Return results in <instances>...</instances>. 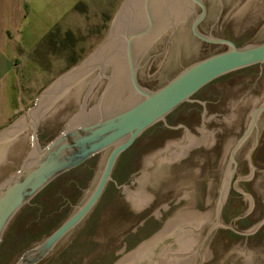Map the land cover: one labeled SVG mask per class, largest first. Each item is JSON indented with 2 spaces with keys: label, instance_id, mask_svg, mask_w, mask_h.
I'll list each match as a JSON object with an SVG mask.
<instances>
[{
  "label": "water",
  "instance_id": "95a60500",
  "mask_svg": "<svg viewBox=\"0 0 264 264\" xmlns=\"http://www.w3.org/2000/svg\"><path fill=\"white\" fill-rule=\"evenodd\" d=\"M190 17L197 38L226 48L192 63L157 89L143 86L138 69L166 51L172 35ZM261 63L264 0H124L93 52L41 93L37 105L28 111L31 124L23 114L0 129V245L15 216L55 179L96 154L99 176L71 216L15 263H1L0 249V264H47L57 257L101 200L120 155L147 129L166 120L183 103L196 101L192 97L215 79ZM257 99L242 92L225 113L209 119L204 114L198 132L167 139L146 154L136 182L140 187L164 177L191 148L226 128L246 127L231 150L212 208L173 215L159 232L115 264H202L199 246L217 226L232 228L224 222L222 211L237 168L236 151L256 126L258 144L264 129V102L255 106ZM199 101L207 110L205 102ZM250 160L253 170L260 171L257 187L264 195V169L255 168L251 156ZM252 178L241 179L239 174L235 180L234 188L250 202L236 218L254 208L253 196L239 184Z\"/></svg>",
  "mask_w": 264,
  "mask_h": 264
},
{
  "label": "rangeland",
  "instance_id": "374dc122",
  "mask_svg": "<svg viewBox=\"0 0 264 264\" xmlns=\"http://www.w3.org/2000/svg\"><path fill=\"white\" fill-rule=\"evenodd\" d=\"M42 1L48 2L45 9L39 8ZM123 1L0 0V32L11 28L17 33L15 21L21 13L28 16L26 30H32L35 19L41 25L46 23L48 15L63 13L61 21L35 53L51 78L41 85L11 87L10 105L17 107V111L9 118L4 116L1 101L4 87L0 86V129L27 114L37 95L93 52L108 34ZM65 7H68L66 11ZM193 20L190 17L172 35L166 51L152 56L138 69L143 86L157 89L192 63L226 48V45L197 38L192 31ZM242 92L258 97L255 106L264 102V63L215 79L192 97L196 101L183 103L166 120L147 129L120 155L113 179L87 221L63 251L47 264H115L159 232L173 215L191 209H211L231 150L246 132L244 125L226 128L191 148L164 177L141 187L136 182L147 153L162 146L167 139L198 132L204 124V114L209 119L225 113ZM199 100L205 102L207 110ZM27 121L31 124L30 118ZM256 144L257 126L235 153L237 168L222 211L224 222L236 231L217 226L198 248L202 264H264V223L260 226L264 220V195L257 187L260 171L253 170L250 160L251 156L253 166L264 169V129ZM96 172L98 154L55 179L25 205L5 232L0 245L1 263H15L25 250L41 242L71 216L94 189L99 178ZM239 174L241 179L253 177L239 180V184L253 196L254 208L246 216L236 218L250 204L249 198L234 188ZM251 232L254 233L243 234Z\"/></svg>",
  "mask_w": 264,
  "mask_h": 264
},
{
  "label": "crops",
  "instance_id": "0c3cea01",
  "mask_svg": "<svg viewBox=\"0 0 264 264\" xmlns=\"http://www.w3.org/2000/svg\"><path fill=\"white\" fill-rule=\"evenodd\" d=\"M47 4V1L45 3L42 1V5L39 8L45 9ZM67 8L65 7L64 10L66 11ZM61 12L48 15L46 23L41 25L38 20H33L32 30L25 29L28 16H22L21 13L20 17L15 21L16 29H19L17 33L11 31V28H5L0 32V86L4 87L3 100L1 101L5 118L12 117L17 111V107L10 105L11 87L41 85L46 82L47 78H51V73L45 71L46 69L40 64L41 62L35 56V53L43 40L50 35V32L52 33L56 24L61 21L63 15ZM33 71L36 72L33 73ZM39 97L40 95L36 96L32 107L37 105ZM32 107L28 108L27 114H25L26 118H30L28 111Z\"/></svg>",
  "mask_w": 264,
  "mask_h": 264
},
{
  "label": "flooded vegetation",
  "instance_id": "af4514ba",
  "mask_svg": "<svg viewBox=\"0 0 264 264\" xmlns=\"http://www.w3.org/2000/svg\"><path fill=\"white\" fill-rule=\"evenodd\" d=\"M199 28H200V26H199ZM222 45H223V44H222ZM87 161H88V160H87ZM87 161H86V162H87ZM86 162H85V163H86ZM83 164H84V163H83ZM80 166H81V165H80ZM78 167H79V166H78ZM76 168H77V167H76ZM74 169H75V168H74Z\"/></svg>",
  "mask_w": 264,
  "mask_h": 264
},
{
  "label": "trees",
  "instance_id": "16d2710c",
  "mask_svg": "<svg viewBox=\"0 0 264 264\" xmlns=\"http://www.w3.org/2000/svg\"><path fill=\"white\" fill-rule=\"evenodd\" d=\"M28 204H30V203H28Z\"/></svg>",
  "mask_w": 264,
  "mask_h": 264
}]
</instances>
